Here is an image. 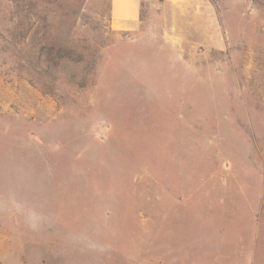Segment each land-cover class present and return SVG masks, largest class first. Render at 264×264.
<instances>
[{"label":"rangeland","instance_id":"obj_1","mask_svg":"<svg viewBox=\"0 0 264 264\" xmlns=\"http://www.w3.org/2000/svg\"><path fill=\"white\" fill-rule=\"evenodd\" d=\"M0 0V241L22 264H264V0ZM133 250V249H132Z\"/></svg>","mask_w":264,"mask_h":264},{"label":"crops","instance_id":"obj_2","mask_svg":"<svg viewBox=\"0 0 264 264\" xmlns=\"http://www.w3.org/2000/svg\"><path fill=\"white\" fill-rule=\"evenodd\" d=\"M144 0H111L112 26L118 30H133L140 20ZM9 237L5 236L0 241V264H22L21 252L17 250V245L8 241ZM124 246H96L101 252L111 253L121 259L123 264H193V260L187 261L181 257L165 256L158 260H152L143 248L135 250L133 244ZM133 249V250H132ZM60 256L48 255L47 258L33 256V260L38 264H53L59 260Z\"/></svg>","mask_w":264,"mask_h":264}]
</instances>
